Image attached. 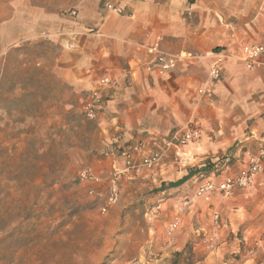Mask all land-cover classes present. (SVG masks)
<instances>
[{
	"label": "crops",
	"instance_id": "crops-1",
	"mask_svg": "<svg viewBox=\"0 0 264 264\" xmlns=\"http://www.w3.org/2000/svg\"><path fill=\"white\" fill-rule=\"evenodd\" d=\"M65 6L72 10L59 16L55 9ZM38 40L61 47L53 72L74 96L66 106L82 108L100 78L115 80L95 117L97 175L125 169L116 148L141 143L137 160L185 124L197 126L200 137L183 146V159L169 149L149 178L128 170L121 178L130 188L140 182L158 189L161 220L173 213L172 221L184 223L175 243L210 231L214 214L218 235L241 231L246 239L263 226L264 164L249 186L228 197L215 190L186 199L206 180L237 174L264 147V66L247 68L242 58L243 46L264 43V0H0V89L11 52ZM154 44L179 57L174 68H145L152 61L146 48ZM215 51L225 55L221 76L200 94ZM226 247L239 250L232 242Z\"/></svg>",
	"mask_w": 264,
	"mask_h": 264
},
{
	"label": "rangeland",
	"instance_id": "rangeland-1",
	"mask_svg": "<svg viewBox=\"0 0 264 264\" xmlns=\"http://www.w3.org/2000/svg\"><path fill=\"white\" fill-rule=\"evenodd\" d=\"M71 10L55 9L59 16ZM61 51L54 41H25L3 77L0 264H264V224L244 239L241 231L218 235L213 218L210 231H195L179 246L184 223L168 233L173 213L161 220L162 196L140 182L130 188L120 180L118 200L101 211L111 174L98 184L77 179L84 168L97 172L101 138L95 118L66 106L74 96L53 72ZM193 197L194 190L186 200Z\"/></svg>",
	"mask_w": 264,
	"mask_h": 264
},
{
	"label": "built area",
	"instance_id": "built-area-1",
	"mask_svg": "<svg viewBox=\"0 0 264 264\" xmlns=\"http://www.w3.org/2000/svg\"><path fill=\"white\" fill-rule=\"evenodd\" d=\"M106 8L115 12H122L121 7L113 6L112 4H106ZM146 52L152 56V61L145 65L147 70H151L153 64H156L160 70H169L176 66L179 59L178 56L169 54L163 51L158 44L148 46ZM242 58L247 68L253 66H264V43L263 44H248L242 48ZM225 55L220 51L213 53V61L209 65L207 79L205 87L200 88L198 91L200 94L209 92L213 83L219 80L221 76L222 63ZM115 84V80L108 76H103L99 80L97 87H94L88 91L83 101V112L89 119L96 117L97 112L105 105L106 98L104 96V90L108 87H112ZM200 132L197 126L193 122H189L184 127L179 128L166 140L164 146L158 150L151 151L142 155L139 159L134 158V152L139 151L142 144H136L129 148H120L113 150L114 154H117L123 159L124 168L122 170H115L108 181L109 193L106 196V202L101 207V211L104 213L108 207L115 203L119 198L118 182L122 178V174L125 170L134 172V175L141 179L149 178L154 174L155 169L161 164L163 157L167 150L172 149L176 159L182 158L183 146L189 142L199 139ZM183 159V158H182ZM264 164V147L257 155H249L247 165L238 171L233 176H228L221 181H215L212 179L204 181L200 184L195 194L197 196L204 195L207 192L219 190L224 197L230 196L236 187L245 188L251 184L257 173L261 170ZM77 179L80 182H86L91 184H98L103 182L104 179L97 175L96 172L90 168H84L77 174ZM93 188L89 189V193H93ZM214 220H219L218 215L214 214ZM178 221H172L168 226V233H171L177 227ZM264 240V228L262 231Z\"/></svg>",
	"mask_w": 264,
	"mask_h": 264
}]
</instances>
